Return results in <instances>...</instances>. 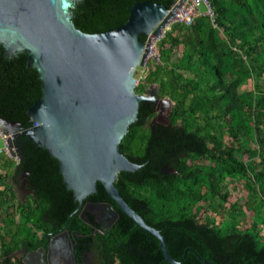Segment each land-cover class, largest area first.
Here are the masks:
<instances>
[{
    "label": "trees",
    "instance_id": "trees-1",
    "mask_svg": "<svg viewBox=\"0 0 264 264\" xmlns=\"http://www.w3.org/2000/svg\"><path fill=\"white\" fill-rule=\"evenodd\" d=\"M152 1L170 8L176 0ZM134 2L79 0L73 21L89 33L115 29L128 20ZM211 4L214 21L203 14L190 25L174 22L158 41L159 60L136 92L158 85L159 95L174 102L170 123L151 124L155 104L141 102L120 144L141 167L120 172L115 185L182 264H264V0ZM250 82L252 89L241 93ZM41 96L28 53L0 52V116L30 127L28 111ZM18 140L23 157L16 165L0 155V264H24L11 254L23 246L39 249L48 234L64 229L80 233L78 264L91 252L100 264H173L158 238L122 211L101 182L84 206L109 203L120 216L104 227L84 206L73 215L79 202L59 160L26 136ZM22 171L30 191L24 200L15 189ZM229 182L243 184V204L226 206ZM222 208L225 216L217 223ZM249 212L250 226L242 231L240 218Z\"/></svg>",
    "mask_w": 264,
    "mask_h": 264
},
{
    "label": "water",
    "instance_id": "water-1",
    "mask_svg": "<svg viewBox=\"0 0 264 264\" xmlns=\"http://www.w3.org/2000/svg\"><path fill=\"white\" fill-rule=\"evenodd\" d=\"M78 1L0 0V48L6 56L28 53V65L37 69L42 87L41 98L28 111L33 125L22 128L0 116L1 131L11 135L7 143L18 160L23 157L18 140L23 136L47 148L59 160L65 184L79 202L73 215L101 182L122 211L158 238L166 261L182 264L169 253L161 232L129 205L115 182L120 172L141 167L120 148L138 119L141 102L153 101L156 105L151 124L160 103L172 104L171 113L174 102L159 95L158 85L156 89L151 86L148 93L136 92L135 71L145 66L155 40L164 36L184 0H176L170 8L152 0H135L124 24L94 33L79 29L73 21ZM143 35L146 40L141 39ZM169 114L163 123H170ZM99 204L120 216V210L111 204ZM65 231L77 235L72 256L78 264L80 234Z\"/></svg>",
    "mask_w": 264,
    "mask_h": 264
},
{
    "label": "rangeland",
    "instance_id": "rangeland-1",
    "mask_svg": "<svg viewBox=\"0 0 264 264\" xmlns=\"http://www.w3.org/2000/svg\"><path fill=\"white\" fill-rule=\"evenodd\" d=\"M200 9L202 11H206L205 5H201ZM173 23H174V21H173ZM171 25H169V28H170ZM160 39L155 40L154 51H153V53H150L148 55L146 66L145 67L144 66L143 67H141V66L137 67V69L135 71V77L137 78V85L146 78V76H147V74L149 72V69H150V67H152L154 62L159 60L158 58H159V53L160 52H159L157 43H158V41ZM155 54H157L158 57L155 56ZM151 86L156 89V84H152ZM150 87L147 89V91L145 93H148ZM252 87H253L252 86V82H250L248 85L242 86L241 87V93H243V94L248 93V91L251 90ZM171 105L172 104H168V103H164V104L160 103L159 110H158L155 122H165V121H167V115L170 112ZM0 143H1L2 146L5 145L4 140H1ZM254 155H256V153ZM8 157L13 159L12 160L13 165H16V163L19 162L18 156L14 155V156H8ZM245 158H247V156H245ZM25 178H26L25 173H22V174H20L18 176V180L15 182V189L16 190H18V191H29L27 186H26V179ZM236 185H237V188L235 187ZM229 189L231 191V197H230L229 202L226 205L227 207H229L230 204L234 203V202H236V203H238L240 205L245 202V199L247 198L248 194H247V191L244 189L243 184L238 185L235 182H229ZM217 202H219V199H217ZM86 209H88V210H97L96 213L98 214L99 220L104 222V224H106L107 226L114 220V218H116L115 213L111 209H109L105 204L100 205V204H93V203L90 202L86 206ZM224 211H225V209L222 208L221 211L218 214L215 215L217 223H221L223 221L224 216H225V212ZM249 213H248V215L246 217L243 216V217L240 218V224H239L238 228L240 230H242V231L246 230L250 226V220H251V214L252 213H250V214ZM106 215L110 218L109 220L105 219ZM263 233H264V225H263ZM118 260H119V258L116 257V262Z\"/></svg>",
    "mask_w": 264,
    "mask_h": 264
},
{
    "label": "crops",
    "instance_id": "crops-1",
    "mask_svg": "<svg viewBox=\"0 0 264 264\" xmlns=\"http://www.w3.org/2000/svg\"><path fill=\"white\" fill-rule=\"evenodd\" d=\"M0 130L2 129L0 128ZM16 191L23 200L30 194V191ZM65 230L52 233L49 238L47 237L46 245L48 247L45 251H41L40 248L29 250L26 246H23L11 254L12 261H21L24 264H76L72 256V250L77 235L73 236ZM84 264H100L99 257L96 255L87 257Z\"/></svg>",
    "mask_w": 264,
    "mask_h": 264
},
{
    "label": "built area",
    "instance_id": "built-area-1",
    "mask_svg": "<svg viewBox=\"0 0 264 264\" xmlns=\"http://www.w3.org/2000/svg\"><path fill=\"white\" fill-rule=\"evenodd\" d=\"M201 5H205L206 11H202L200 9ZM175 14L176 16L174 17V22H182L188 25L192 24V22L198 16H201L203 14L209 15L213 19V21L215 20V12L211 4V0H184L182 5L176 8ZM153 47H155V45ZM152 50L150 53H153ZM155 56L158 57L157 54H155ZM146 62H147V59H146ZM145 66H146V63H145ZM10 137L11 135H7L5 132L0 130V141L4 140L5 142L4 146H2L0 143V155L14 156V155H11V152H10V149L7 143V140Z\"/></svg>",
    "mask_w": 264,
    "mask_h": 264
},
{
    "label": "flooded vegetation",
    "instance_id": "flooded-vegetation-1",
    "mask_svg": "<svg viewBox=\"0 0 264 264\" xmlns=\"http://www.w3.org/2000/svg\"><path fill=\"white\" fill-rule=\"evenodd\" d=\"M73 17H74V15H73ZM0 52L3 54V55H5V53L3 52V50L0 48ZM152 103H154L153 101H151ZM155 104V103H154ZM155 110H156V105H155ZM155 112V111H154ZM22 173H25V175H26V180H27V176H28V172H26V171H22L21 172V174ZM88 203H90V202H88ZM88 203H87V205H88ZM92 203V202H91ZM97 204H99V203H97ZM92 212H94V213H96L97 212V210H91ZM96 216H97V219H98V221L102 224V226H104V227H107V225L106 224H104V222H102V221H100L99 220V217H98V214L96 213ZM119 216H116V218H114V220L109 224V225H111L117 218H118ZM105 219L107 220H109L110 218L106 215L105 216ZM108 225V226H109ZM80 234V233H79ZM93 255V253L91 252V253H87L86 255H85V258H84V260H86L87 259V257H90V256H92ZM84 264V263H83Z\"/></svg>",
    "mask_w": 264,
    "mask_h": 264
},
{
    "label": "bare ground",
    "instance_id": "bare-ground-1",
    "mask_svg": "<svg viewBox=\"0 0 264 264\" xmlns=\"http://www.w3.org/2000/svg\"><path fill=\"white\" fill-rule=\"evenodd\" d=\"M153 49V50H152ZM151 50H152V52L154 51V47L153 48H151Z\"/></svg>",
    "mask_w": 264,
    "mask_h": 264
}]
</instances>
